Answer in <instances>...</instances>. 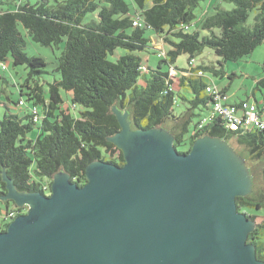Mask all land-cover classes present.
Segmentation results:
<instances>
[{
  "label": "trees",
  "instance_id": "trees-1",
  "mask_svg": "<svg viewBox=\"0 0 264 264\" xmlns=\"http://www.w3.org/2000/svg\"><path fill=\"white\" fill-rule=\"evenodd\" d=\"M205 1L131 0V12L124 0H0V63L27 68L24 83L16 85L17 111L4 104L6 112L0 119V231L26 211L13 201H3L7 194L3 173L18 192L46 195L59 172L82 187L90 163L124 164L122 152L108 140L120 131L115 108L127 113L132 130L169 132L180 154L209 136L224 140L245 161L262 164L261 185L255 186L252 179V192L236 197L235 203L255 223L247 243L264 263V214L259 213L264 211V130H233L220 117H211L214 99L206 89L218 87L207 71L221 69L196 60L208 49L220 58L217 65L222 67L223 62L247 57L263 44L264 0L211 2V11L200 17L196 11ZM220 2L233 8L227 10ZM253 11L254 23L248 26ZM21 29L31 41L51 49L63 43L55 67L59 77L47 82V89L40 82L46 62L23 51L26 41ZM143 53L157 55V66L152 67ZM181 55L187 56L183 68L176 66ZM192 59L195 65L189 66ZM0 81L6 83L1 74ZM257 83L264 84V79ZM220 92L229 103L226 89ZM252 98L230 104L253 103L261 112L264 104ZM176 105L182 106L178 113ZM34 128L32 139L28 134ZM182 145L187 150L179 151Z\"/></svg>",
  "mask_w": 264,
  "mask_h": 264
},
{
  "label": "water",
  "instance_id": "water-1",
  "mask_svg": "<svg viewBox=\"0 0 264 264\" xmlns=\"http://www.w3.org/2000/svg\"><path fill=\"white\" fill-rule=\"evenodd\" d=\"M113 112L122 166L90 163L82 187L59 172L48 196L18 192L3 173V201L26 212L0 231V264H264L236 207L252 189L233 148L205 136L180 154L163 128L132 130Z\"/></svg>",
  "mask_w": 264,
  "mask_h": 264
},
{
  "label": "rangeland",
  "instance_id": "rangeland-1",
  "mask_svg": "<svg viewBox=\"0 0 264 264\" xmlns=\"http://www.w3.org/2000/svg\"><path fill=\"white\" fill-rule=\"evenodd\" d=\"M36 1V0H31ZM130 8V11L133 12V3L131 0H124ZM219 0H207L201 3V8L197 9L196 14L200 13V17H203L209 11H211V7ZM213 2L211 6L210 3ZM221 3V2H220ZM212 4V3H211ZM221 6L227 10L233 8V5L230 3L222 2ZM202 11V12H201ZM255 12H250V15L247 19V25L250 26L254 23ZM22 33H24L23 29H21ZM146 35H151L150 31L146 32ZM24 39L26 41L25 47L23 51L28 56H39L44 59L46 62V66L44 68L45 74L40 77V82L45 89H47V82H52L54 79H57L59 75L55 72V67L58 58L61 55L63 49V43L59 45L58 48H49L40 44H37L25 35ZM157 46L160 47L159 42L156 41ZM142 56H146L149 59V64L152 67L157 66L159 62V58L155 54H141ZM198 63H205L206 65H211L216 69H221V72L214 73L211 69L207 71V75L211 81L214 83L218 89H226V94L230 102H236L240 100H249L253 101V96L260 103L264 104V84L257 83L259 79H264V43L260 46L256 47L253 52L247 56L243 57L237 61H226L222 63V67L217 65V62L220 60L219 57L215 56L211 50H204L202 56L196 58ZM187 64V56L181 55L176 61V66L179 68L185 67ZM7 70L0 71V74L6 78V83L2 84L0 81V90L3 89L4 93H0V119H2L3 114L6 112V108L4 104L8 106L11 112L17 111V106L14 104L20 98L19 90L16 85L24 83L27 77V68L25 65L12 66L11 62H6ZM175 85H177V81H175ZM24 92L27 90L24 88ZM64 99L67 98V94L61 91ZM229 102V103H230ZM182 109V106H174V110L178 113ZM73 111V110H72ZM198 120V118L194 119L193 124H191L189 130L190 132L193 130L194 123ZM131 127V124H130ZM37 133L36 128L32 130L28 134L29 138H35ZM186 145H182L179 147V151L187 150ZM237 149H240L237 147ZM240 154V153H239ZM241 155V154H240ZM239 156V155H238ZM242 156V155H241ZM240 156V157H241ZM244 157V156H242ZM241 157V158H242ZM243 159V158H242ZM248 159V158H247ZM244 160V159H243ZM246 168L248 169L250 179H251V189L253 187L252 179L255 186L261 185L262 180V164L254 163L249 160H244ZM252 191V190H251ZM46 195H50V191L46 193ZM26 212V211H25ZM250 212V211H249ZM258 213V212H257ZM260 214H264V211H260ZM3 222L0 218V225Z\"/></svg>",
  "mask_w": 264,
  "mask_h": 264
},
{
  "label": "built area",
  "instance_id": "built-area-1",
  "mask_svg": "<svg viewBox=\"0 0 264 264\" xmlns=\"http://www.w3.org/2000/svg\"><path fill=\"white\" fill-rule=\"evenodd\" d=\"M137 21L133 22V25L136 26ZM158 56L162 55L161 46L157 47ZM189 66H194L195 61L192 59L188 62ZM0 68L6 70V65L0 63ZM201 73V72H199ZM174 70L171 71V75H175ZM207 92L213 96L214 105L212 109L211 117H220L224 120L227 126L230 129L237 130L241 129L243 131L251 129L264 130V119L262 115L264 114V108L261 112L258 111L257 107L253 103L244 102L241 106L232 105L227 103L226 95H222L220 90L215 86L207 87ZM22 104V102H20ZM204 123L203 121L201 124ZM201 126V125H200Z\"/></svg>",
  "mask_w": 264,
  "mask_h": 264
},
{
  "label": "crops",
  "instance_id": "crops-1",
  "mask_svg": "<svg viewBox=\"0 0 264 264\" xmlns=\"http://www.w3.org/2000/svg\"><path fill=\"white\" fill-rule=\"evenodd\" d=\"M254 97V96H253ZM254 99H255V97H254Z\"/></svg>",
  "mask_w": 264,
  "mask_h": 264
}]
</instances>
